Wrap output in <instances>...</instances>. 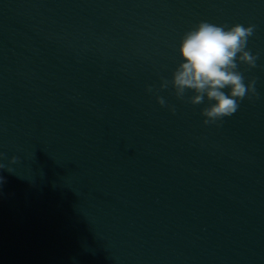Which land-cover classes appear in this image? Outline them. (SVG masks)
I'll return each mask as SVG.
<instances>
[{"label":"water","instance_id":"water-1","mask_svg":"<svg viewBox=\"0 0 264 264\" xmlns=\"http://www.w3.org/2000/svg\"><path fill=\"white\" fill-rule=\"evenodd\" d=\"M200 21L255 26L209 124L171 83ZM0 154V264H264V0H0Z\"/></svg>","mask_w":264,"mask_h":264},{"label":"clouds","instance_id":"clouds-1","mask_svg":"<svg viewBox=\"0 0 264 264\" xmlns=\"http://www.w3.org/2000/svg\"><path fill=\"white\" fill-rule=\"evenodd\" d=\"M254 27L239 23L226 27L200 21L182 37V61L176 67L171 83L180 99H184L185 93L191 90L194 94L188 99L192 104L203 103L205 96L209 101H214L202 111L206 117L205 124L233 115L240 106L239 101L249 93H255V80L246 85L237 64L239 60L256 67L257 55L247 49L248 38L253 35ZM168 84L169 81L165 79L161 87L167 88ZM149 91H152L151 86ZM157 99L161 105H165L162 96ZM16 159L12 157L13 162ZM0 168L4 166L0 164Z\"/></svg>","mask_w":264,"mask_h":264}]
</instances>
